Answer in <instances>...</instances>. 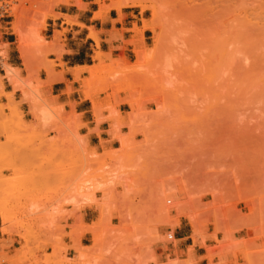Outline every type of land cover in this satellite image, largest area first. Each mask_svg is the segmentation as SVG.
<instances>
[{"label": "rangeland", "instance_id": "374dc122", "mask_svg": "<svg viewBox=\"0 0 264 264\" xmlns=\"http://www.w3.org/2000/svg\"><path fill=\"white\" fill-rule=\"evenodd\" d=\"M13 1L12 16L0 18V52L6 51L3 37L12 32L17 40L19 29L30 53L28 71L40 64L37 69H49L54 76L47 66L54 61L48 57L61 52L58 43L65 30L51 31L50 24L61 17L68 25L82 26L57 11L63 4H86ZM181 1L139 0L124 7L144 17L142 32L134 25V37L126 42L133 46L127 57L123 51H102L88 36L95 44L91 64L73 72L81 71L77 87L85 98L82 79L89 77V66L99 64L96 52L103 54L104 81L98 78L92 90L97 113L90 101L96 128L89 131L99 134L103 125L110 139L98 148L88 146L73 108L48 104L33 91L38 86L29 80L30 71L26 80L18 72L20 87L12 86L29 103L25 114L21 100L4 91L6 77L0 75V205L8 215V230L0 229V264H158L154 247L174 241L179 225L189 234V250L202 245L209 264H264V0H187L190 13ZM110 2L95 1L98 17L109 11L103 6ZM245 16L253 24L244 22ZM144 21L154 25V30L144 29L150 30L146 45ZM54 32L59 39L49 46ZM209 34L232 50L229 57L211 82L178 81L186 75H173L182 53L194 43L202 46ZM38 36L44 38L41 51ZM157 42L159 52L144 73L130 72L137 50ZM182 47L187 49L181 53ZM174 55L176 64L171 63ZM164 58L165 72L160 71ZM45 71L47 79L40 84L56 80ZM88 195L94 205L88 204ZM86 206L93 208L90 223L81 214ZM191 263L187 258L166 264Z\"/></svg>", "mask_w": 264, "mask_h": 264}, {"label": "crops", "instance_id": "0c3cea01", "mask_svg": "<svg viewBox=\"0 0 264 264\" xmlns=\"http://www.w3.org/2000/svg\"><path fill=\"white\" fill-rule=\"evenodd\" d=\"M86 6L79 8L74 3L63 4L59 6L58 13L67 15L76 19V22L82 24L68 25L64 19L58 17L52 20L50 24V30H65L61 41L58 43V47L61 52L57 55L49 56V60H53V65H47L50 67L56 80L50 84H40L47 79V73L44 67L37 69L40 64H34L31 70V78L29 79L32 84L37 85V92L40 98H44L48 104L55 106H62L65 111L74 109V111L80 115V122L84 124L82 135L86 136V141L89 147H96L101 145L100 141L109 140V136H106L108 127L103 125L98 126L100 133L96 131H89L96 128V124L93 122L91 113L90 100L81 96L78 91V81L73 82L74 72L73 69L80 66L90 65V57L94 50V42L88 37V29L93 28L98 32L99 46L102 51H112V54L119 55L123 51L125 57L132 53L133 46L126 42L134 37V32L131 30L134 25L138 28L141 27V19L144 17L139 15L138 11L125 10L122 8L120 11L116 9H110L109 11L102 13L100 17L93 19L94 11L98 10V5L94 0H82ZM105 3H108L106 1ZM9 23V21H7ZM6 23V22H5ZM12 32H9V36H4L2 42L6 44V58L2 61L0 59V75L4 77L5 71L3 68V62L7 65L19 69V75L22 79L29 77L28 69H25L20 58L15 41L16 38H12ZM150 30L143 31V44H147L150 38ZM33 66V65H32ZM40 81V83H39ZM4 91L7 93L12 92V96L15 100H21L20 109L25 114L28 112L29 103L23 99L22 93L19 89L13 90L12 85L8 79H3ZM70 84L71 90H68ZM31 94L34 95L33 92ZM111 143V142H110ZM70 208V207H67ZM93 208L86 206L81 211L83 221L90 223L92 221ZM174 241L169 243L161 242L154 247V253L157 257L158 264H166L168 260L183 261L187 258H191V264H209V260L206 257L205 248L198 244L191 250L189 247L192 242L189 240V234L185 232V227L179 225L175 230Z\"/></svg>", "mask_w": 264, "mask_h": 264}, {"label": "bare ground", "instance_id": "6f19581e", "mask_svg": "<svg viewBox=\"0 0 264 264\" xmlns=\"http://www.w3.org/2000/svg\"><path fill=\"white\" fill-rule=\"evenodd\" d=\"M96 2H100V0H95ZM139 0H111V2L108 4V5H106V6H103V8H105V9H107V10H110V9H116V10H118V11H120L122 8H124V7H126V6H134L137 2H138ZM253 1V0H252ZM183 1H181V3H182ZM239 2V1H238ZM253 2H256V1H253ZM189 4V1H187V0H185L184 2H183V5H184V8L186 9L185 10V13L188 11V13H190V11H192L193 10V8H192V6H189L188 5ZM260 5H262V4H260ZM181 7H182V5H180ZM234 6V5H233ZM257 6V5H256ZM262 6H264V5H262ZM102 7V6H101ZM228 7H229V5H228ZM252 7V6H251ZM260 7V6H259ZM145 8V7H144ZM227 8V7H226ZM245 8V7H244ZM183 9V8H182ZM224 9H225V7H224ZM261 9H264V7H262ZM152 10H153V15L155 16V15H157L156 13V9L154 8V7H152ZM261 11H264V10H261ZM99 13H100V11H94V14H93V19H95V18H97L98 16H99ZM178 13H180L179 11H178ZM206 13V12H205ZM244 13H245V11H244ZM249 13V12H248ZM260 13V12H259ZM182 14V13H181ZM203 14V13H202ZM239 15V14H238ZM247 15V14H246ZM251 15V14H250ZM185 16V15H184ZM203 16H204V14H203ZM248 16V15H247ZM247 16H245V17H243V21L244 22H246V23H249V24H253V22H251V19H249V18H247ZM211 17V16H210ZM210 17H209V20H210ZM250 17V16H249ZM256 17V16H255ZM259 17V16H258ZM261 17V16H260ZM246 18V19H245ZM212 19V18H211ZM235 19V18H234ZM258 19H260V18H258ZM208 20V21H209ZM227 20V19H226ZM240 21H242V19L240 20ZM211 22V21H210ZM206 23V22H205ZM212 23V22H211ZM207 24H209V22L207 23ZM202 25H204V24H202ZM181 26V25H180ZM201 26V25H200ZM199 26V27H200ZM142 27H143V30L144 29H152V30H154V25L152 24V23H150V22H147V21H144L143 22V25H142ZM213 27V26H212ZM259 27V26H258ZM255 28V27H254ZM260 28V27H259ZM217 29V28H216ZM235 29V28H234ZM242 29V28H241ZM245 29V28H244ZM132 30V29H131ZM135 30H136V32H142V29H139L137 26H135ZM180 31V30H179ZM209 32H210V30H208ZM212 31H215V28L212 30ZM211 31V32H212ZM222 31V30H221ZM258 31H261V29L260 30H258ZM198 32V31H197ZM197 32H196V34H197ZM210 32V33H211ZM216 32V31H215ZM226 32V31H225ZM262 32H264V29H262ZM15 33L18 35V38H17V40L15 41V45H16V48H17V50H18V52L20 53V58H22V64H23V66H24V68H26V69H29V67H30V64H31V60H30V53H29V50H28V48H27V46H26V39L24 38V36L22 35V33H21V30H17V29H15ZM97 31H95L93 28H89V37L90 38H93L96 42H97V44L99 45V39H98V36H97ZM195 34V33H194ZM214 35V34H213ZM234 35H235V32H234ZM59 36H60V34L58 33V32H54V35H53V38H52V40H51V42L50 43H48L47 45H53V44H55L57 41H58V39H59ZM180 36V35H179ZM195 36V35H194ZM208 36H210L206 41H204L205 43L203 44V42H202V46H196V43H194V45H195V47H196V49H195V47H193V46H191V51H189L188 52V50H190L189 48L187 49V48H185V49H187V53L186 52H183L185 49H184V47H182L183 48V50L181 51V53H182V58H181V56H179V52H177V56H179L182 60H180V62L179 61H177V59L175 58L176 57V55H174L173 56V62H171V63H175V62H179L180 63V67H177V65L179 66V64L177 63V65H175V64H173V65H175V67H177L175 70H176V73H174L173 75L175 76L176 74H180V77H182V75H185L184 77H183V79L182 78H180V80H178V81H181V80H183V81H190V82H192V83H194L193 81H197L196 82V84L200 81L201 82V84H203L202 82H204V81H206L207 83L210 81L211 82V80H213L214 79V72H215V70L217 71V69H218V71H219V67L224 63V61H226V59L229 57V55H228V53L230 54V52L232 51L231 49H230V52H228L229 51V48H228V50H226L225 49V45H224V43H223V41H222V39L220 40V38H218V36L216 37L215 35L214 36H212V34H209ZM223 36V35H222ZM181 37H183V36H181ZM193 37V36H192ZM191 37V38H192ZM198 37H200L199 35H198ZM179 38V37H178ZM223 38V37H222ZM235 38V37H234ZM44 38L42 37V36H38L37 37V40H38V49L41 51V49H42V47H44L45 46V44H43V45H41V41L43 40ZM177 39V38H176ZM189 40V39H188ZM201 41V40H200ZM199 41V42H200ZM37 42V41H36ZM190 42V41H189ZM232 42V41H231ZM176 43H177V41H176ZM237 43V42H236ZM37 44V43H36ZM170 44V43H169ZM168 44V45H169ZM200 43H198V45H199ZM233 44V43H232ZM168 45H167V47L166 48H168ZM180 45V44H179ZM184 45V44H183ZM238 45V44H237ZM236 45V46H237ZM186 46H187V44H186ZM172 47V46H171ZM189 47V46H188ZM199 47H201V49L199 48ZM232 47V46H231ZM233 47H234V45H233ZM246 47H247V45H246ZM245 47V48H246ZM174 48H175V46H174ZM198 48V49H197ZM237 48V47H236ZM240 48V47H239ZM244 48V49H245ZM159 44H158V42L157 43H155V45L153 46V47H151V48H148V49H144V50H142V49H139V50H137V61H136V65H134V68L130 71V72H132V73H134V72H138V71H143L142 69L143 68H145V67H147L149 64H150V62L152 61V59L155 57V56H157V54H158V52H159ZM173 49V48H172ZM233 49V48H232ZM243 49V50H244ZM176 50H178V49H176ZM243 50H241L240 49V51L242 52ZM171 51V50H170ZM235 51H236V49H235ZM174 52V51H173ZM233 52H234V50H233ZM232 52V53H233ZM187 54L186 56H184V54ZM194 54L195 56H194V58H193V55H191L190 56V54ZM235 53V52H234ZM250 54V53H249ZM172 55V54H171ZM171 55H169L171 58H172V56ZM189 55V56H188ZM227 55H228V57H227ZM234 55V54H233ZM237 55H239V54H237ZM250 55H252V54H250ZM0 56H4V58H5V56H6V51H3V52H0ZM102 56H103V54L100 52V51H98V52H96V56L95 57H97V58H99L100 59V62H99V64L98 65H95V66H89L88 68V74H89V77L87 78V79H82L83 80V82H84V87L86 88L83 92H84V95H85V98H87V99H90V101H92V103H93V110H94V112H96L97 113V110H98V103L94 100V97H93V93H94V91H92V90H94L93 89V87H95V85H94V83L96 82V80L98 79V78H100L102 81H104L103 79L104 78H101L100 77V71L102 70V68H104V65H103V60H102ZM167 56V55H166ZM166 56H164V57H166ZM169 56H167L166 58H170ZM163 57V56H162ZM184 57H186V58H184ZM192 57V58H191ZM259 57V56H258ZM184 58V59H183ZM188 59V60H187ZM190 59V60H189ZM193 61H192V60ZM248 59V58H247ZM176 60V61H175ZM184 60H185V63H184ZM230 60V59H229ZM240 60V59H239ZM249 60V59H248ZM247 60V61H248ZM252 60V59H251ZM190 61V62H189ZM235 61H237V60H235ZM162 62V61H161ZM183 62V63H182ZM166 63H168V61L166 62ZM195 63V64H194ZM162 65L163 64H165V58H164V63H161ZM169 65H170V63H168ZM192 64V65H191ZM225 64H226V62H225ZM256 64V63H255ZM106 65V64H105ZM173 65H171V67H173ZM187 65V66H186ZM242 65V64H241ZM160 66V65H159ZM159 66H158V68H159ZM164 66L165 65H163V68L160 66V71H162V70H164V72L167 70H165L164 69ZM185 67V70H180V69H183V67ZM228 66H230V65H228ZM255 66V65H254ZM245 67H248V66H245ZM253 67V66H252ZM77 68H82L81 69V71L85 68L84 66H80V67H77ZM174 68V67H173ZM180 68V69H179ZM226 68H227V65H226ZM148 69H150L151 70V68H148ZM154 69H155V72H156V68L154 67ZM162 69V70H161ZM169 69V68H168ZM45 70H47L48 71V74H49V76L50 77H55V76H53V75H51V72H50V70L49 69H45ZM174 70V69H173ZM172 70V71H173ZM179 70L180 71H183V72H180L179 73ZM221 70V69H220ZM223 70V69H222ZM221 70V71H222ZM230 70V69H229ZM246 70H247V68H246ZM18 71H19V69H17V68H15V67H12V66H10V65H7V64H5V75H4V77H6L7 79H8V81H9V83L14 87V89H16V88H19L20 87V81H21V79H20V77L18 76ZM30 71V70H29ZM81 71H79V70H77L75 73H74V80L75 81H78L79 79H80V74H81ZM159 71V70H158ZM168 71V70H167ZM217 71V72H218ZM31 72V71H30ZM153 72V71H152ZM152 72H151V74H152ZM175 72V71H174ZM223 72V71H222ZM221 72V73H222ZM239 72V71H238ZM141 73V72H140ZM143 73H144V71H143ZM143 73H142V75H143ZM157 73V72H156ZM226 73V72H225ZM233 73H235V71L233 72ZM155 74V73H154ZM159 74V73H158ZM169 74V73H168ZM172 74V73H171ZM220 74V73H219ZM227 74V73H226ZM145 75V74H144ZM160 75V74H159ZM224 75V74H223ZM233 75V74H232ZM240 75V74H239ZM48 76V77H49ZM147 76H148V74H147ZM146 76V77H147ZM153 76H155V75H153ZM174 76H170V78L171 77H174ZM214 76V77H213ZM150 77V76H149ZM158 77V76H157ZM176 77V76H175ZM186 77V78H185ZM213 77V78H212ZM220 77V76H219ZM148 78V77H147ZM212 78V79H211ZM167 79V78H166ZM169 79V78H168ZM172 79L173 78H171V81H172ZM177 79V78H176ZM211 79V80H210ZM223 79V78H222ZM52 80V79H51ZM99 80V79H98ZM97 80V82H99ZM48 81V80H47ZM50 81V80H49ZM119 82V81H118ZM164 82H166V80L164 81ZM168 82V81H167ZM213 83L215 82V80L214 81H212ZM116 83H117V81H116ZM184 83V82H183ZM101 84H103V82L101 83ZM169 84H170V82H169ZM171 84H172V82H171ZM174 84H176V82H174ZM186 84V83H185ZM205 84V83H204ZM211 84V83H210ZM210 84L208 85V87H210ZM94 85V86H93ZM119 84L117 83L116 84V86H118ZM180 86V85H179ZM179 86H177L176 85V87H179ZM185 86H187V85H185ZM184 85L183 86H181V87H185ZM189 86H191L190 84H189ZM192 86H193V84H192ZM207 85L205 84V87H206ZM119 88V87H118ZM117 88V89H118ZM116 89V90H117ZM35 90H37V88L36 87H34L33 88V91H35ZM117 91H119V89L117 90ZM49 113H50V110L48 111ZM47 111H43V113L42 114H49ZM51 114V113H50ZM52 115V114H51ZM50 115V118L52 117ZM44 117V116H43ZM46 117V116H45ZM116 122V121H115ZM89 193V192H88ZM92 195H88L87 196V200H88V204L89 205H94L95 204V198L93 199V196L91 197ZM0 218H1V225H0V229H1V231H3V232H6L8 229H7V222H8V215H7V212H6V209L2 206V205H0ZM189 220H191V219H189ZM192 222V221H191ZM193 224V223H192ZM196 229H194V232L196 233ZM211 252H209V254H210ZM208 259H210V261H211V258H208Z\"/></svg>", "mask_w": 264, "mask_h": 264}, {"label": "built area", "instance_id": "2783aa9c", "mask_svg": "<svg viewBox=\"0 0 264 264\" xmlns=\"http://www.w3.org/2000/svg\"><path fill=\"white\" fill-rule=\"evenodd\" d=\"M15 1L13 0H0V18L2 16L10 17L12 16V4Z\"/></svg>", "mask_w": 264, "mask_h": 264}]
</instances>
